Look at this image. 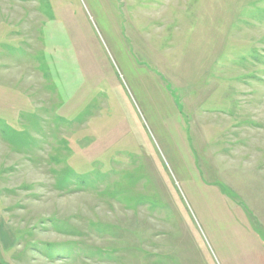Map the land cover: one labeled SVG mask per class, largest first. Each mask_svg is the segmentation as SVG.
Masks as SVG:
<instances>
[{"label": "rangeland", "instance_id": "374dc122", "mask_svg": "<svg viewBox=\"0 0 264 264\" xmlns=\"http://www.w3.org/2000/svg\"><path fill=\"white\" fill-rule=\"evenodd\" d=\"M0 264H264V0H0Z\"/></svg>", "mask_w": 264, "mask_h": 264}]
</instances>
